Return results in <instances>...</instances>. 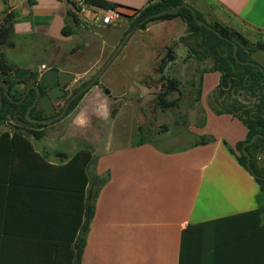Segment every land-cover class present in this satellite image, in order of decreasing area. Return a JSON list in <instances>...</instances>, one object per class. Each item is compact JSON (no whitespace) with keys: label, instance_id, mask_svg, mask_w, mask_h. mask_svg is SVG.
I'll list each match as a JSON object with an SVG mask.
<instances>
[{"label":"crops","instance_id":"0c3cea01","mask_svg":"<svg viewBox=\"0 0 264 264\" xmlns=\"http://www.w3.org/2000/svg\"><path fill=\"white\" fill-rule=\"evenodd\" d=\"M5 1L14 14L13 35L71 37L60 34L67 12L74 13L66 0ZM104 1L128 9L147 2ZM211 2L223 23L264 34V0ZM218 83V72L203 75L202 115L190 127L204 144L165 152L143 144L94 155L90 174L100 184L93 189L79 264H264V201L236 148L246 128L216 103L204 104ZM23 217L0 213V264H25L24 243L13 235L40 229L33 221L24 225Z\"/></svg>","mask_w":264,"mask_h":264},{"label":"rangeland","instance_id":"374dc122","mask_svg":"<svg viewBox=\"0 0 264 264\" xmlns=\"http://www.w3.org/2000/svg\"><path fill=\"white\" fill-rule=\"evenodd\" d=\"M187 1L206 22H215L237 32L250 44L264 43V34L223 23L215 16L212 0ZM39 7L44 8L42 5ZM5 11L0 0V57L4 59L3 66L13 71L33 60H43L45 67L73 75L75 81L72 87L87 83L94 77L124 39L123 35L134 19L131 12L124 11V17H120L110 28L70 24L73 35L57 40L54 34L51 39L42 34L15 36L7 32L1 23ZM139 25H135V30L99 77L97 86L89 89L60 123L44 129L39 141L32 140L35 150L47 153L52 163L60 161L55 157L56 153L70 158L78 149L86 146L95 155L132 146L141 137L162 150L186 148L200 140L190 127L202 115L196 93L201 71H209L212 63L209 60L201 63L194 57H188L187 48L180 42L185 36V26L180 20L153 22L143 29ZM169 48L173 50L175 60L159 74L161 60L165 59ZM253 60L258 65H264V53L254 54ZM161 77L174 78L180 83L179 92L166 97L169 104L164 109L158 101L165 83ZM105 89L108 95L103 93ZM213 91L208 92L204 104L209 108L212 103L221 107L220 103L226 100L224 97L218 98ZM239 100L245 102L243 98ZM81 112L89 121L83 127L74 123ZM10 124L1 125L0 132L6 131ZM208 138L212 139L213 136ZM256 164L264 167V155H258Z\"/></svg>","mask_w":264,"mask_h":264},{"label":"trees","instance_id":"16d2710c","mask_svg":"<svg viewBox=\"0 0 264 264\" xmlns=\"http://www.w3.org/2000/svg\"><path fill=\"white\" fill-rule=\"evenodd\" d=\"M2 1L5 4L6 1ZM66 1L73 5L72 0ZM84 2L102 11L131 12L134 19L123 38L132 27L151 15L182 4L193 9L186 0H147L145 6L139 10L128 9L104 0ZM28 4L31 5L32 1L28 0ZM193 11L197 19L205 22L214 31L198 25L189 8H180L175 15L164 14L150 18L139 27L153 22L178 19L185 26V36L180 42L187 48L188 57H194L201 63L207 60L212 63L209 71H201L196 91L198 101L203 75L207 72H218L219 83L213 93L216 92L218 98H225L226 101L220 103L223 111L234 115L246 128L245 141L236 145L239 152L238 161L259 186V196L264 201V167L260 168L256 164L258 155L264 153V139L257 138L245 147L253 173L247 170V158L242 152L243 145L251 142L255 135L264 137V73L256 66L239 63L250 62L258 65L253 60V55L264 53V43L250 44L239 33L215 22H206L197 11L194 9ZM119 15L121 18L124 17L122 13ZM13 19L14 14L5 11L1 23L9 33H13ZM69 23L78 25L77 17L72 11L67 12L65 24L60 31L64 38L73 35V28ZM234 46L237 47L236 58L239 62L234 59ZM174 60L173 50L169 48L165 59L161 60L158 73L162 74L164 67ZM4 63V59L0 57V71L7 70L3 66ZM259 66L264 69V65ZM161 78L165 83L158 101L160 107L164 109L169 104L166 97L179 92L180 83L174 78ZM94 86H97V83ZM84 94L71 104L68 113ZM239 98H243L245 102L242 103ZM3 100L6 101L4 97ZM20 114L18 110L0 111V126L12 123L6 131L0 132V213H22L24 225L30 227L33 221L32 225L37 224L40 229V232L13 235L24 243L25 264H79L83 239L93 211V189L100 184V181L90 174V168L95 164L94 152L85 146L78 149L70 158L65 154L56 153L55 157L60 160L59 163L50 164L48 154L38 153L32 144V140L41 139L42 133L37 131L36 127H23L20 123ZM23 114L24 112L22 116ZM199 139L193 145L205 143L204 138ZM143 144L154 146L144 137L132 146ZM154 147L163 152L179 150H162Z\"/></svg>","mask_w":264,"mask_h":264},{"label":"flooded vegetation","instance_id":"af4514ba","mask_svg":"<svg viewBox=\"0 0 264 264\" xmlns=\"http://www.w3.org/2000/svg\"><path fill=\"white\" fill-rule=\"evenodd\" d=\"M37 61L40 60H33L26 66L13 71H0V111L18 110L21 113L19 117L23 127H36L37 131L42 132L44 129L60 123L66 117L71 104L81 95L74 99L63 113L67 102L86 83L72 87L75 79L67 81V78H63V85L59 86L56 81L49 88L42 80L45 71L51 69L71 74L52 67L47 68L45 65L40 66V63H45V61L42 60L39 63ZM41 67L44 69L42 70ZM16 72H21V79H14ZM3 97L6 101L3 100ZM260 155H264V153Z\"/></svg>","mask_w":264,"mask_h":264},{"label":"water","instance_id":"95a60500","mask_svg":"<svg viewBox=\"0 0 264 264\" xmlns=\"http://www.w3.org/2000/svg\"><path fill=\"white\" fill-rule=\"evenodd\" d=\"M180 8H189L190 11H191V14L192 16L194 17V20L195 22L202 26V27H205L206 29L208 30H211V31H214L212 28H210L205 22L199 20L196 18V15H195V12L193 11V9H191L189 6H187L186 4H182L178 7H175L173 9H168V10H164V11H161L155 15H151L147 18H145L143 21H141L140 24H143L144 22H146L147 20H149L150 18H154V17H157V16H160V15H164V14H169V15H175L178 10ZM137 26H134L130 29V31L128 32V34L124 37V39L121 41V43L117 46V48L114 50V52L111 54V56L107 59V61L102 65V67L98 70V72L94 75V77L88 81L79 91H77L72 97L71 99L67 102L66 104V107L63 111V113L66 111V109L68 108V106L71 104V102L76 99L78 96L86 93L89 89H91L95 83L97 82V80L99 79V77L102 75V73L105 71V69L110 65V63L112 62V60L115 58V56L117 55V53L120 51L121 47L123 46V44L125 43V41L128 39V37L130 36V34L133 32V30H135ZM141 29L144 28V26H140ZM215 33L221 37L219 35V33L217 31H215ZM236 51H237V47L234 46V59H236L237 62H239L236 58ZM243 65H250V66H256L260 69V71L262 73H264V69H262L259 65H256V64H253V63H250V62H239ZM45 63L44 62H41L40 63V66H44ZM63 78H67V81H70L74 78L73 75H69L67 73H63V72H56L55 70H47L45 71V73L43 74V77H42V80H44L45 84L48 85V87L50 88L56 81H58V85L61 86L63 85V81L62 79ZM14 79L15 80H19L21 79V72H16L14 74ZM103 93L105 95H108V90H104ZM257 138H261V139H264V137L260 136V135H255L252 139L251 142H248V143H245L242 147V152L246 155V158H247V162H246V168L247 170L250 172V173H253V170L251 169V165H250V157L247 155L246 151H245V147L249 144H251L253 141H255ZM256 178L260 179V177H257Z\"/></svg>","mask_w":264,"mask_h":264},{"label":"built area","instance_id":"2783aa9c","mask_svg":"<svg viewBox=\"0 0 264 264\" xmlns=\"http://www.w3.org/2000/svg\"><path fill=\"white\" fill-rule=\"evenodd\" d=\"M72 2L76 17L85 25L111 27L114 26L120 18L119 12L117 11H102L88 5L84 0H72Z\"/></svg>","mask_w":264,"mask_h":264},{"label":"clouds","instance_id":"9594fccd","mask_svg":"<svg viewBox=\"0 0 264 264\" xmlns=\"http://www.w3.org/2000/svg\"><path fill=\"white\" fill-rule=\"evenodd\" d=\"M74 123L83 127L86 126L89 123V121L88 118L84 116L83 112H81L76 116Z\"/></svg>","mask_w":264,"mask_h":264}]
</instances>
